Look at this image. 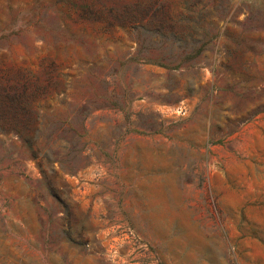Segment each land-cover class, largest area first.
Listing matches in <instances>:
<instances>
[{
	"label": "rangeland",
	"instance_id": "1",
	"mask_svg": "<svg viewBox=\"0 0 264 264\" xmlns=\"http://www.w3.org/2000/svg\"><path fill=\"white\" fill-rule=\"evenodd\" d=\"M55 1L0 0V264H264V0Z\"/></svg>",
	"mask_w": 264,
	"mask_h": 264
},
{
	"label": "trees",
	"instance_id": "2",
	"mask_svg": "<svg viewBox=\"0 0 264 264\" xmlns=\"http://www.w3.org/2000/svg\"><path fill=\"white\" fill-rule=\"evenodd\" d=\"M45 0H35V5L33 6V8L36 10V15H39L38 17L34 16V21L29 22V24H34V25H39V26H44L43 24V18L44 15L40 14L38 10V8H47V6L45 5ZM56 3H61L64 6H66V10L62 11V10H58L59 12H61L63 14L64 17H71L72 15H75L79 8H81V5L77 2V0H56ZM59 25H63V20H61V22L58 23Z\"/></svg>",
	"mask_w": 264,
	"mask_h": 264
}]
</instances>
